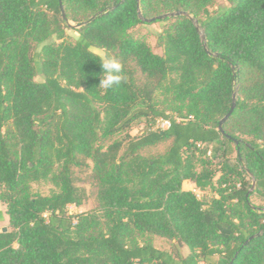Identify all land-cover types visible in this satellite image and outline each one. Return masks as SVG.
Wrapping results in <instances>:
<instances>
[{
	"label": "trees",
	"instance_id": "trees-1",
	"mask_svg": "<svg viewBox=\"0 0 264 264\" xmlns=\"http://www.w3.org/2000/svg\"><path fill=\"white\" fill-rule=\"evenodd\" d=\"M214 3L0 0V264H264V0ZM172 11L198 19L211 53L187 16L155 21L161 53L135 32ZM107 58L123 65L110 89ZM89 162L98 205L70 213ZM42 180L57 190L35 192Z\"/></svg>",
	"mask_w": 264,
	"mask_h": 264
},
{
	"label": "rangeland",
	"instance_id": "rangeland-1",
	"mask_svg": "<svg viewBox=\"0 0 264 264\" xmlns=\"http://www.w3.org/2000/svg\"><path fill=\"white\" fill-rule=\"evenodd\" d=\"M235 0H215V3L210 7V10L212 12H216L222 9H225L229 6H231ZM71 27L78 28L76 23L70 22ZM160 31V22H151V23H145L141 24L136 28V33L138 34H144L146 35L149 43L153 46L154 50L158 53H161L162 50L156 45V34ZM78 36V33L76 32L75 29L71 28L67 30V38L68 40H74ZM92 50L98 54H100L102 57L105 58V51L100 48H95L93 47ZM40 78V77H39ZM144 123L137 124L131 133L133 135L140 134L144 130ZM166 144L160 145L158 147L151 148L148 152L146 153H158L161 152L165 149ZM235 157V154H233V158ZM215 161H218L215 160ZM90 166L84 167L83 169H77L75 171L76 173V183L77 185L83 187L86 189L88 193V197L84 204L80 207H77L75 205H70L69 206V211L70 213H79V212H84V211H89L97 207L98 201L96 197L97 193V188L95 185L94 180H92L91 177V165ZM33 190L37 193L43 194V195H49L52 192L56 191V187L49 181H38L34 182L32 184ZM194 187L193 184L191 183H186L185 188L186 189H192ZM204 195L208 196L209 194L206 192V194H201V197ZM253 201L256 203H260V200L257 197H253ZM0 210L4 214V219L0 221V229L6 227L8 225V214L6 213V205L0 202ZM154 243L158 248L161 249H166V250H172L174 248V242L162 237H155ZM182 253L187 254L189 253V248L187 246L182 247ZM203 264V263H201Z\"/></svg>",
	"mask_w": 264,
	"mask_h": 264
},
{
	"label": "water",
	"instance_id": "water-1",
	"mask_svg": "<svg viewBox=\"0 0 264 264\" xmlns=\"http://www.w3.org/2000/svg\"><path fill=\"white\" fill-rule=\"evenodd\" d=\"M138 7H139V10H140V0H138ZM61 10H62V14H63L64 19H67V16H66V13H65V10H64V7H63L62 3H61ZM181 15L187 16L188 18H190L191 20L194 21V23L196 24L197 29L201 33V37H202V40L204 41V45H205L206 50L209 53H211L210 50L208 49V46H207L206 36H205L204 30L201 27L198 19L195 18L192 14H190V13H188L186 11H172V12H168V13H165V14H162V15H158V16H155V17H152V18H142V19L145 22L151 23V22H155L157 20H164V19H166L168 17H176V16H181ZM140 16H141V11H140ZM69 26H73V25H71V23L69 22ZM81 26H82V24L81 25H77V27H81ZM237 95H238V92L236 91L234 93V96H233V105H232L230 111L220 121L219 129L222 132V134H226L225 130L223 128V124L229 119V117L231 116V114L234 111V108H235V105H236V100H237ZM255 186H256V181L253 182V188L252 189H254ZM6 230H7V227H4L3 231H6Z\"/></svg>",
	"mask_w": 264,
	"mask_h": 264
},
{
	"label": "clouds",
	"instance_id": "clouds-1",
	"mask_svg": "<svg viewBox=\"0 0 264 264\" xmlns=\"http://www.w3.org/2000/svg\"><path fill=\"white\" fill-rule=\"evenodd\" d=\"M101 79L99 86L110 89L121 83L123 76V65L115 58L104 59L101 63Z\"/></svg>",
	"mask_w": 264,
	"mask_h": 264
},
{
	"label": "built area",
	"instance_id": "built-area-1",
	"mask_svg": "<svg viewBox=\"0 0 264 264\" xmlns=\"http://www.w3.org/2000/svg\"><path fill=\"white\" fill-rule=\"evenodd\" d=\"M171 125V121L169 119H162L161 121H159L157 127L161 128V129H165L168 128ZM192 191L195 192L199 197H201V194H204V191L200 190L197 187H193Z\"/></svg>",
	"mask_w": 264,
	"mask_h": 264
}]
</instances>
